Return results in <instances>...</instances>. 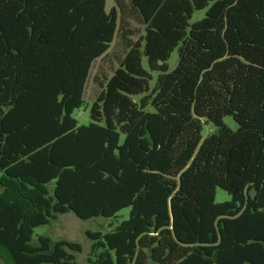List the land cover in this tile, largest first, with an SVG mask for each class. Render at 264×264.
I'll return each instance as SVG.
<instances>
[{
  "label": "trees",
  "instance_id": "1",
  "mask_svg": "<svg viewBox=\"0 0 264 264\" xmlns=\"http://www.w3.org/2000/svg\"><path fill=\"white\" fill-rule=\"evenodd\" d=\"M114 2L0 0V260L76 264L80 243L32 242L71 211L109 219L84 232L86 264H264V0ZM118 31L124 55L78 125Z\"/></svg>",
  "mask_w": 264,
  "mask_h": 264
},
{
  "label": "rangeland",
  "instance_id": "2",
  "mask_svg": "<svg viewBox=\"0 0 264 264\" xmlns=\"http://www.w3.org/2000/svg\"><path fill=\"white\" fill-rule=\"evenodd\" d=\"M112 7H115L114 0H106V10L109 11ZM118 17L120 11L117 8ZM204 11H196L193 14L192 20L199 19L203 16ZM126 20L129 23V28L133 30L134 34L130 38L135 41L143 33V25L140 22L137 14L126 7ZM125 51V46L121 40L120 31L116 32L113 41L110 44L109 49L103 57H100L92 62L89 70L88 78L86 80L84 92H83V104L79 109L73 111L72 116L77 120L78 125H85L90 121V107L93 101L100 94L103 89L101 83V73L104 72L107 76L111 75L113 70L119 65ZM177 51L174 50L167 63L169 65V70L173 69L177 62ZM155 75V73H154ZM154 80L151 82L153 85ZM223 123L226 124L232 130L237 128V124L230 116L223 117ZM214 126L209 122H204L202 120V139L208 134L214 131ZM229 195L222 189H216V201L222 202L228 200ZM129 212V207L120 210L116 219L112 221H120L127 218ZM108 218L102 217H92L88 219H81L74 215L73 212L68 211L65 213L58 214L56 219L51 220L47 225H40L34 229V234L32 237V242L36 243V238L39 235L48 236L52 240L66 239L70 241H76L82 245V251L76 254V264H86V258L90 251L91 241L86 237L85 231H95V230H105ZM0 264H5L0 260Z\"/></svg>",
  "mask_w": 264,
  "mask_h": 264
}]
</instances>
